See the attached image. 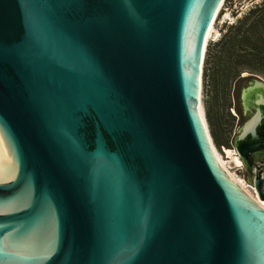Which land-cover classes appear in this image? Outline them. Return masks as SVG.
I'll use <instances>...</instances> for the list:
<instances>
[{"label":"water","instance_id":"1","mask_svg":"<svg viewBox=\"0 0 264 264\" xmlns=\"http://www.w3.org/2000/svg\"><path fill=\"white\" fill-rule=\"evenodd\" d=\"M224 2L0 0V264H264V167L251 197L203 109Z\"/></svg>","mask_w":264,"mask_h":264},{"label":"rangeland","instance_id":"2","mask_svg":"<svg viewBox=\"0 0 264 264\" xmlns=\"http://www.w3.org/2000/svg\"><path fill=\"white\" fill-rule=\"evenodd\" d=\"M264 0H227L222 5L219 13L213 22V27L206 43V50L203 62V109L206 115L209 114L210 120L207 118V126L210 133V137L216 153L220 160L223 162L227 171L237 181H240L246 191L250 194L251 192L248 185L244 182L240 175V168L234 161L232 152L226 147L219 149L216 146L212 133L215 134L217 143H221L227 139L226 132H222L224 126H227L231 119V113L229 111H222L223 100L225 95V84L221 81L220 69L221 62H217L216 51L221 48L220 41L228 31L230 26H235L238 21L243 19L246 14L254 8L255 5L263 2ZM218 64V67H216ZM248 75V74H244ZM217 122V123H216ZM216 129V132H210Z\"/></svg>","mask_w":264,"mask_h":264},{"label":"trees","instance_id":"3","mask_svg":"<svg viewBox=\"0 0 264 264\" xmlns=\"http://www.w3.org/2000/svg\"><path fill=\"white\" fill-rule=\"evenodd\" d=\"M219 44L222 46L216 51L215 60L221 62L219 73L225 84L222 111H228L232 86L240 76L248 74L264 79V1L255 5L235 26H230ZM205 117L206 121L210 120L209 114L205 113ZM212 138L219 147L213 133Z\"/></svg>","mask_w":264,"mask_h":264},{"label":"flooded vegetation","instance_id":"4","mask_svg":"<svg viewBox=\"0 0 264 264\" xmlns=\"http://www.w3.org/2000/svg\"><path fill=\"white\" fill-rule=\"evenodd\" d=\"M261 85V91L255 90L256 81ZM248 90H252L249 94V101L244 103L243 94ZM230 110V111H229ZM231 113V119L227 126H224L222 132H226L227 139L220 143L219 149L226 147L232 149V155L239 163L238 167L240 175L244 182L248 185L251 180L252 171L250 167H264V155H258L248 161V165L238 156L236 149V139L243 131L244 127L251 123L258 114L264 111V79L255 76L242 75L233 84L231 90V102L228 107ZM256 132H264V123L255 129ZM251 194L254 196L253 188L248 185Z\"/></svg>","mask_w":264,"mask_h":264},{"label":"bare ground","instance_id":"5","mask_svg":"<svg viewBox=\"0 0 264 264\" xmlns=\"http://www.w3.org/2000/svg\"><path fill=\"white\" fill-rule=\"evenodd\" d=\"M212 27H213V25H211V27H210V29H209V31H208V33H207V36H206V43H207V41H208V37H209V35H210V32H211V30H212ZM214 155H215V157H216V159H217V161H218V163L220 164V166L226 171V173L228 174V176L236 183V184H238L248 195H250L247 191H246V189L243 187L244 185H242L241 183H240V181H237L232 175H230V173L227 171V169H226V167L224 166V164H223V162L220 160V158H219V156H218V154L216 153V151L214 150ZM234 161H235V163L236 164H238L239 163V161L236 159V158H234ZM252 197V196H251Z\"/></svg>","mask_w":264,"mask_h":264}]
</instances>
